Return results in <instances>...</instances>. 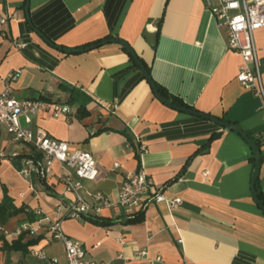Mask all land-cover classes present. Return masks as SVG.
<instances>
[{"label": "crops", "instance_id": "obj_1", "mask_svg": "<svg viewBox=\"0 0 264 264\" xmlns=\"http://www.w3.org/2000/svg\"><path fill=\"white\" fill-rule=\"evenodd\" d=\"M24 4L25 0H0V18L7 19L0 32V90L2 79L18 71L11 90L19 100L45 97L64 104L67 96L59 85L89 98L82 121L73 117L71 107L69 117L53 119L37 113L28 127L45 131L67 144L70 152L89 153L96 161L98 176L93 182H80L79 195L88 201L85 194L100 193L113 202L125 177L140 168L153 186L162 187L165 198L180 199L181 204L169 210L164 203L150 204L145 198L141 217L132 224H122L132 215L103 210L100 218L111 223L104 228L66 218L74 203L62 183L69 173L53 163L44 176L41 157L28 158L37 154L35 150L15 143L0 128V201L5 192L15 209H23L0 221V264H46L28 255L35 249L46 259L64 262V247L50 240L46 223L38 225V218L58 222L60 231L82 246L86 259L98 264H264V217L249 193L254 168L246 142L213 123L162 106L118 45L69 55L49 48L25 23ZM203 4L201 0H28V15L32 27L62 49L80 51L85 44L111 38L128 44L152 83L167 95L259 140L262 156L256 182L264 198L260 104L236 82L241 58L226 49L224 30L216 27ZM158 22L155 47L148 46L142 34L157 33ZM253 38L264 91V29L254 32ZM213 134L218 138L207 152L189 161L184 174L165 186ZM136 139L146 149L138 162ZM25 160L35 164L29 180L18 174ZM90 218H95L91 212L83 219ZM23 225L37 234H25L21 243L40 240L26 253L3 252L2 241H16L19 236L14 233Z\"/></svg>", "mask_w": 264, "mask_h": 264}, {"label": "built area", "instance_id": "obj_2", "mask_svg": "<svg viewBox=\"0 0 264 264\" xmlns=\"http://www.w3.org/2000/svg\"><path fill=\"white\" fill-rule=\"evenodd\" d=\"M210 14L213 16L216 27L224 30L226 49L240 56V65L236 82L244 90L249 91L258 98L259 111H261L264 120V91L261 83L260 70L258 69L253 38L254 32L264 29V0H201ZM213 1L216 4L213 6ZM7 19L0 18V32L2 27L6 26ZM21 48L20 45H16ZM18 71L3 78L2 88L0 90V128L3 129L12 141L32 147L41 157L43 165L42 173L44 176L49 173L51 164L60 163L69 175L62 178L65 194H71L74 203L67 208L66 218L82 220L88 213L93 217L100 218L103 210L118 215L121 211L127 215L139 213L143 209L142 203L145 198L150 204L164 203L169 210H174L181 204V200L173 198L167 199L163 196L162 187L152 185L149 178L139 168L136 172H130L122 185L119 187L115 201H109L100 193L85 194L88 201L82 198L78 191H81L80 182L94 181L98 176L96 170V161L89 153L80 151L70 152L68 145L63 141H56L42 130L33 131L29 129L31 117L37 113H48L56 119L59 116L69 117V107L59 103H47L45 101L19 100L14 97L11 85L17 81ZM21 121H23L21 125ZM137 156L141 158L145 153V145L135 140ZM264 148V143L262 144ZM18 174L23 180H29L30 174L34 169L32 160H25ZM116 167V165H114ZM73 178H72V177ZM74 179V180H72ZM38 225L46 223L45 232L49 233L52 242L60 243L64 248V262L60 263L53 258L46 259L39 250H29L28 255L38 259L46 264H98L86 259L82 246L67 238L60 231L59 223L48 222L47 219L38 218ZM22 233L30 237L36 235V230L26 226H20L14 234L16 237ZM140 256H143L141 254Z\"/></svg>", "mask_w": 264, "mask_h": 264}, {"label": "trees", "instance_id": "obj_3", "mask_svg": "<svg viewBox=\"0 0 264 264\" xmlns=\"http://www.w3.org/2000/svg\"><path fill=\"white\" fill-rule=\"evenodd\" d=\"M160 26V22L157 23V27H156V35L159 34V31H158V28ZM101 40H97L96 42L92 43V44H85L83 45V47H81L80 50H83V48L85 47H91V46H94V45H97V43H99ZM153 47H155V44H153ZM122 49V48H121ZM124 54H126V52L124 51V49L121 50ZM127 57L129 59V61H131L130 59V56L127 54ZM141 64L143 65L145 71L147 72L148 74V69L145 67L144 63L142 62V60H140ZM131 65L133 67L134 64H133V61H131ZM136 68V67H135ZM137 69V68H136ZM144 80V79H143ZM59 89H61L62 92L66 93V100L64 102V104H61L59 102H51L49 101L47 98L45 97H39L37 99H35L34 101H39V102H47V103H54V104H61L63 106H67L69 108L73 107L74 108V113H73V117H75V119H77L78 121H82L86 118L87 116V110H86V107H87V103L89 101V98L86 96V95H83L82 92L76 90L75 88L73 87H66V86H61L59 85L58 86ZM155 88H157L158 90V93L160 95V97L162 99H164L165 101H168V102H171V104H173L174 106L176 107H180V108H188V106H186L184 104V102L182 101H179L178 99H175L173 98V96L171 95H167L162 88H160L157 84L154 85ZM188 110H191L188 108ZM192 111V110H191ZM247 138H249L250 140H253L249 135H246ZM218 138L217 134H213L211 135L208 140L206 141L207 143L204 145H202L199 150H197L192 156H190L188 159H186L183 167L180 169V172L178 174H176L174 177H172V179L170 181H168L165 186H169L171 184H173L174 181H177L178 178L184 174L185 172V169L189 163V161H191L192 159H194L195 157L197 156H200V154H205L208 150V147L209 145L212 143V141L215 139V138ZM255 142V144L258 146V148L261 149V145H260V141L255 139L253 140ZM128 142H130L131 145H133L131 143V140L130 138L128 139ZM135 151V159H137V162L139 161L138 159V156H137V153H136V148L134 149ZM29 159H32V160H36L38 161L40 159V156L37 155V154H33L31 157H28ZM251 162L253 163V161L251 160ZM257 182H256V185H255V192H256V195L259 197V201L261 202L262 206L264 207V198L263 196H261V193L260 191L258 190V187H257ZM6 193L4 192V195L0 201V221L2 222H5L6 218L7 217H12V216H15L17 214H19V212H22L23 209L22 208H19V209H15L14 206L11 205V202L9 200V198L5 195ZM28 218H32L28 213H26ZM141 215L140 213H134L132 214V217L126 219L122 224H132L134 222H138L139 219H140ZM82 220H85L86 222L88 223H92L94 224L95 226L97 227H101V228H104L106 226H110L111 223L107 220V219H102V218H90V219H82ZM23 236H25V234H21L18 239L16 241H13V242H5V241H2V246H1V249L3 250V252H23V253H26L27 250L29 249V247L35 245V243H37V241L40 240V238H35L34 240L32 241H29L27 243H21V239L23 238Z\"/></svg>", "mask_w": 264, "mask_h": 264}, {"label": "water", "instance_id": "obj_4", "mask_svg": "<svg viewBox=\"0 0 264 264\" xmlns=\"http://www.w3.org/2000/svg\"><path fill=\"white\" fill-rule=\"evenodd\" d=\"M24 19H25V23H27L28 28L36 35L38 36L44 43L46 46H48L49 48L53 49V50H59L60 53L69 55L71 53L77 54V53H82L83 51H92L97 49V47L101 46H105V45H109V44H115L118 45L119 47H121L122 49H124V51L126 52V54H128L130 56L131 61H133L134 66L137 68L138 72L140 74H142L145 82L147 83L148 87L151 89V94L153 96L154 99H156L158 102H160V104L164 107H166L167 109H172L174 110V112L179 113V114H186L189 115L190 117L196 118V119H202L203 121H207L209 123H213L215 124L217 127L223 129V131L227 132V131H231L233 133H235L240 139L244 140L246 143V146L248 148V150L250 151V153L252 154V160H253V171L251 173L250 176V185H249V193L251 196V201L253 203V205L257 208V210H260L262 213V216L264 217V207L262 206L261 202L259 201V197L256 195L255 192V185H256V179L258 176V172L260 170L259 166H260V161H261V156L262 154H260V149L258 148V146L255 144V142L253 140H250L249 138L246 137L245 133L240 131V129H238L237 127H234L233 125H230L229 123H223L218 121L216 118L214 117H208L206 115H203L200 112H194L191 110H188V108H180V107H176L173 104H171V102L165 101L164 99H162L158 93V89L154 87V84L152 83V81L150 80V75L147 74V72L145 71L143 65L140 63L141 61L138 60V58L135 56V54L133 53V51L131 50V48L129 47L128 44L123 43L119 40H116L115 38H111V40H106V41H100L99 43H97V45L91 46V47H85L83 48V50L80 51H74V50H67V49H62L59 48V46H54L52 45L50 42H48L45 39V36H43L41 33H39L37 30H35L32 27V23H30L29 20V15H28V0H25V4H24ZM155 34L156 33H144L142 34L143 40L146 42V44L148 46L153 47V44L155 42Z\"/></svg>", "mask_w": 264, "mask_h": 264}]
</instances>
